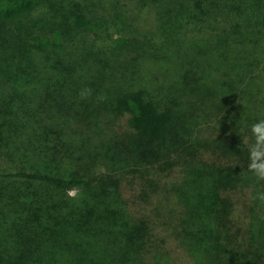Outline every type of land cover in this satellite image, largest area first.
I'll list each match as a JSON object with an SVG mask.
<instances>
[{
  "label": "trees",
  "instance_id": "1",
  "mask_svg": "<svg viewBox=\"0 0 264 264\" xmlns=\"http://www.w3.org/2000/svg\"><path fill=\"white\" fill-rule=\"evenodd\" d=\"M43 1L0 0V264H264L241 145L264 119V0ZM129 4L164 10L159 44L120 35ZM173 171L175 251L120 184Z\"/></svg>",
  "mask_w": 264,
  "mask_h": 264
},
{
  "label": "rangeland",
  "instance_id": "2",
  "mask_svg": "<svg viewBox=\"0 0 264 264\" xmlns=\"http://www.w3.org/2000/svg\"><path fill=\"white\" fill-rule=\"evenodd\" d=\"M46 1L47 0L41 2L45 5V10L55 4L57 7H60L58 4L61 0ZM135 4L137 3L135 2ZM127 11L130 13L133 12V16L129 18L134 24L129 28L123 27V29L120 30L122 33L120 34L121 36H123V33L129 34L132 30H135L134 32L139 37L149 38L156 44L161 42V39L165 36V31L162 27V16L165 15L164 10H160L159 6H147L138 9L135 5L129 4ZM116 32L119 33V30L116 28L112 29L106 34L105 38L110 39ZM126 121L127 117H122L118 119L114 125L116 128L123 127V130H126ZM107 132L111 135V127ZM1 164H3V162L0 161V165ZM112 170H116L114 163L103 160L101 165L96 167L95 173H117V171L114 172ZM131 176L132 175H125L120 179L122 195L129 201L130 211L139 217L149 214L150 223L156 239L162 244L165 243L170 250L175 251V244L170 237L173 236L172 232L179 223L181 211L180 206L175 203V197L170 191V184L177 181L180 176H178L177 171H173L169 174L151 173L145 176ZM229 197L236 206V217L244 218L249 203L248 191L242 190L232 192ZM131 202H133L134 205H132Z\"/></svg>",
  "mask_w": 264,
  "mask_h": 264
},
{
  "label": "clouds",
  "instance_id": "3",
  "mask_svg": "<svg viewBox=\"0 0 264 264\" xmlns=\"http://www.w3.org/2000/svg\"><path fill=\"white\" fill-rule=\"evenodd\" d=\"M80 98L88 99L92 95L90 88H84L80 92ZM102 100L104 97H98ZM251 136H243L241 145L247 150V171L252 173L258 181H264V119L253 123L250 127ZM79 190L71 188L67 190L69 198H75ZM264 203V193H259L257 197Z\"/></svg>",
  "mask_w": 264,
  "mask_h": 264
}]
</instances>
